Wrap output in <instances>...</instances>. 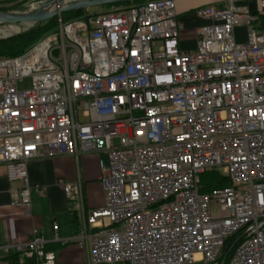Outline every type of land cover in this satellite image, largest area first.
Segmentation results:
<instances>
[{"label":"built area","instance_id":"obj_1","mask_svg":"<svg viewBox=\"0 0 264 264\" xmlns=\"http://www.w3.org/2000/svg\"><path fill=\"white\" fill-rule=\"evenodd\" d=\"M236 2L193 11L204 24L190 51L175 0H148L59 20L22 55L0 57V166L21 184L25 210L40 148L106 156L100 207L85 210L79 182L56 184L80 231L55 241L86 264H264V34ZM209 172L228 185L204 191ZM1 250L19 264H57L37 232Z\"/></svg>","mask_w":264,"mask_h":264},{"label":"crops","instance_id":"obj_2","mask_svg":"<svg viewBox=\"0 0 264 264\" xmlns=\"http://www.w3.org/2000/svg\"><path fill=\"white\" fill-rule=\"evenodd\" d=\"M10 1L12 0H0V6ZM224 1L221 0L219 3L208 4L204 7L222 6ZM236 4L260 16L254 24V30L260 33L264 26V12L260 11L259 0H237ZM194 10L190 9L182 17L178 15L183 29V19L185 22V18L192 16L199 23L196 28L204 24L194 16ZM243 30L238 28L235 33ZM180 48L182 51H190L194 47L188 49L180 43ZM46 153L45 148H40L38 156L27 166L28 181L31 187L28 210H25L17 200L21 184L19 182L9 183L5 178L4 167L0 166V264H8V256H5L1 247L11 241L27 242L32 232H37L45 239L46 249L56 255L57 264H86L84 253L75 245L68 244L63 247L57 243L67 241L75 236L74 234H78L80 220L75 211L74 202L67 200L56 184L59 180L72 186L79 182L85 210L100 207L103 203V192L97 182L98 160L106 163V156L103 153L82 155L75 160L70 157H48ZM35 187L44 188V195H38L34 191ZM72 215L77 221L76 229H78L75 232L71 224Z\"/></svg>","mask_w":264,"mask_h":264},{"label":"rangeland","instance_id":"obj_3","mask_svg":"<svg viewBox=\"0 0 264 264\" xmlns=\"http://www.w3.org/2000/svg\"><path fill=\"white\" fill-rule=\"evenodd\" d=\"M80 0H70L69 2H66L64 4L65 0H16L8 4H4L0 6V12L4 14H29V13H35L38 10H42V12H50V8L53 7L56 3L59 4L60 9L68 7L72 4H75L76 2H79ZM143 1L148 0H126L120 4L115 5H109V6H99V7H91L86 10L81 11H69L66 13H60L57 16L50 19L51 24L54 26L57 24L59 20L61 21H67L70 19H73L74 17H81L84 15H97L99 13H106L109 11H113L115 9H124L127 7H130L134 4L141 3ZM221 0H175V11L177 15H180L181 17L184 16L185 13H188L190 9H197L199 7H204L208 4L213 3H219ZM215 6V5H214ZM37 10V11H36ZM75 12L74 14H72ZM77 15V16H76ZM184 18V17H183ZM48 21V20H47ZM46 22V21H45ZM43 22V23H45ZM42 23H38L35 25H25V24H15V25H8V24H0V40L9 39L13 36H16L18 34L27 32L36 26L40 25ZM184 29L180 34V43L181 46H184L188 49H192L194 47L195 42V35H194V29L199 24L197 20H195L192 17L185 18V22L183 19ZM12 30V31H11ZM261 34H264V26L263 29L260 32ZM245 35L246 31H237L235 33V38L237 43H241L245 41ZM244 40V41H243ZM153 49L156 51L161 47V44L156 42L153 44ZM27 83L25 85L21 84L20 88L27 87ZM83 109L82 106H78V116L79 120L82 123L88 122L87 118L83 116ZM217 211L216 209H213V215H216Z\"/></svg>","mask_w":264,"mask_h":264},{"label":"trees","instance_id":"obj_4","mask_svg":"<svg viewBox=\"0 0 264 264\" xmlns=\"http://www.w3.org/2000/svg\"><path fill=\"white\" fill-rule=\"evenodd\" d=\"M13 1H16V0H12L8 3H11ZM75 12H73L72 14H74ZM74 18H77V17H74ZM67 21H64V22H67ZM55 26L51 24L50 20H48L45 23H42L27 32L18 34L9 39L0 40V57H17V56L22 55L38 39H40L42 36H44L48 32L52 31L55 28ZM202 184H203V190L209 191L211 189L227 186L228 182H227V179H225L218 173L209 172L202 177ZM76 223H77L76 218L74 217V215H72L71 224H72L73 232H75L78 229V228L76 229V226H77ZM7 261H8V264H19V259L17 258L16 255L8 256Z\"/></svg>","mask_w":264,"mask_h":264},{"label":"water","instance_id":"obj_5","mask_svg":"<svg viewBox=\"0 0 264 264\" xmlns=\"http://www.w3.org/2000/svg\"><path fill=\"white\" fill-rule=\"evenodd\" d=\"M126 0H80L75 4H72L65 8H59L58 11H50V12H42V10H38L35 13L29 14H4L0 12V24H25V25H35L38 23H43L47 20L52 19L60 13H66L69 11H81L86 10L91 7H99V6H109L120 4Z\"/></svg>","mask_w":264,"mask_h":264},{"label":"bare ground","instance_id":"obj_6","mask_svg":"<svg viewBox=\"0 0 264 264\" xmlns=\"http://www.w3.org/2000/svg\"><path fill=\"white\" fill-rule=\"evenodd\" d=\"M70 0H65V2H69ZM60 8L59 4L56 3L53 7L50 8V11H58ZM37 11V10H36ZM12 31V30H11Z\"/></svg>","mask_w":264,"mask_h":264}]
</instances>
